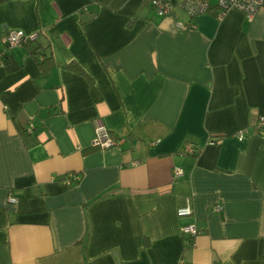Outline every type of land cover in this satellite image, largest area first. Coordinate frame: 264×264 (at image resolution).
Wrapping results in <instances>:
<instances>
[{
  "label": "crops",
  "instance_id": "obj_1",
  "mask_svg": "<svg viewBox=\"0 0 264 264\" xmlns=\"http://www.w3.org/2000/svg\"><path fill=\"white\" fill-rule=\"evenodd\" d=\"M261 115L264 5L0 0V264H264ZM95 118L125 141L92 146Z\"/></svg>",
  "mask_w": 264,
  "mask_h": 264
},
{
  "label": "built area",
  "instance_id": "obj_2",
  "mask_svg": "<svg viewBox=\"0 0 264 264\" xmlns=\"http://www.w3.org/2000/svg\"><path fill=\"white\" fill-rule=\"evenodd\" d=\"M150 2L158 16H164L171 8L179 6L191 17L206 11H213L218 16H222L230 9H238L250 18L262 5H264V0H178L177 2H172L170 0H150ZM178 25L183 29H187L194 25V23L178 22ZM37 37L38 33L28 34L23 29L18 28H9L4 34L5 43L9 47L17 44L25 45L28 42L35 41ZM41 57H43V55H41ZM93 123L95 134L91 140L92 146L108 148L120 146L125 141L123 137L112 135L109 128L100 118H95ZM257 126L260 131H264V115L260 116ZM32 128L33 124L30 123L28 129L32 130ZM243 134V131L239 133L240 136H243ZM184 152L195 154L196 149L193 144L188 143ZM181 174L182 169L180 167H175L174 175L178 177ZM8 200L11 203L18 202V196L11 194ZM217 209H219V207H217ZM177 213L180 216H189L193 213L191 197H187L185 204L177 208ZM182 231L188 236L194 237L200 232V229L195 222H187L182 226Z\"/></svg>",
  "mask_w": 264,
  "mask_h": 264
},
{
  "label": "trees",
  "instance_id": "obj_3",
  "mask_svg": "<svg viewBox=\"0 0 264 264\" xmlns=\"http://www.w3.org/2000/svg\"><path fill=\"white\" fill-rule=\"evenodd\" d=\"M34 42L33 41L28 42L25 45L28 47L29 51L39 59V62L41 66L43 67V69L44 70L48 69L53 64L52 57L44 54L45 47L42 44L38 43V41L35 43ZM41 55H43L42 58H41ZM68 65L77 70H80V71L82 70L81 67L77 63L71 62Z\"/></svg>",
  "mask_w": 264,
  "mask_h": 264
}]
</instances>
